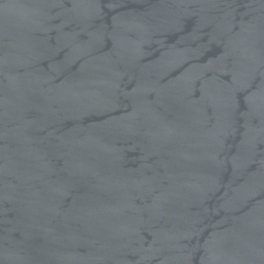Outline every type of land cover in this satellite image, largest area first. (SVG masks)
<instances>
[{"label":"water","instance_id":"95a60500","mask_svg":"<svg viewBox=\"0 0 264 264\" xmlns=\"http://www.w3.org/2000/svg\"><path fill=\"white\" fill-rule=\"evenodd\" d=\"M0 264H264V0H0Z\"/></svg>","mask_w":264,"mask_h":264}]
</instances>
